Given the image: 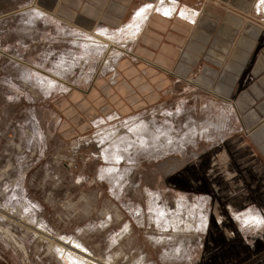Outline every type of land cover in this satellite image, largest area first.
Segmentation results:
<instances>
[{
	"label": "rangeland",
	"instance_id": "rangeland-1",
	"mask_svg": "<svg viewBox=\"0 0 264 264\" xmlns=\"http://www.w3.org/2000/svg\"><path fill=\"white\" fill-rule=\"evenodd\" d=\"M46 2L0 0V264H198L207 199L167 180L230 133L232 99L177 76L162 102L61 134L54 103L108 72L134 33L81 30ZM144 4L135 18L192 21L176 0Z\"/></svg>",
	"mask_w": 264,
	"mask_h": 264
},
{
	"label": "crops",
	"instance_id": "crops-1",
	"mask_svg": "<svg viewBox=\"0 0 264 264\" xmlns=\"http://www.w3.org/2000/svg\"><path fill=\"white\" fill-rule=\"evenodd\" d=\"M176 1L198 10L193 22L156 10L135 18L149 4L140 0L43 6L84 31L130 25L134 33L108 72L90 85H72L54 103L63 114L59 132L75 136L92 129L97 116L122 118L154 106L179 89L177 76L231 98L234 128L167 183L207 199L198 264H264V12L254 10L257 0ZM246 213L256 222L237 220Z\"/></svg>",
	"mask_w": 264,
	"mask_h": 264
},
{
	"label": "bare ground",
	"instance_id": "bare-ground-1",
	"mask_svg": "<svg viewBox=\"0 0 264 264\" xmlns=\"http://www.w3.org/2000/svg\"><path fill=\"white\" fill-rule=\"evenodd\" d=\"M158 2V1H157ZM166 2V1H165ZM146 5V4H145ZM154 4H150V6H153ZM166 5V4H165ZM148 7H146V6H144V7H142L141 9H140V11H139V14H143L144 15V13L145 14H147L148 13V10L150 9V7H149V9H147ZM176 9V6L173 8V11ZM255 9H256V11H258V12H264V2H262V3H256V5H255ZM142 10V11H141ZM184 10H186V9H184ZM182 11V13L181 14H183V12H185V11ZM189 12L190 13H188L189 15H190V17H191V19H192V21H194V19H195V17H193V15L195 14V10H193V9H189ZM165 13H167L166 15L167 16H170L171 15V11L170 10H166V11H164V14ZM145 16V15H144ZM100 33V32H99ZM77 250V249H76ZM79 253H82V254H84L85 256H88L87 254H86V250H77ZM81 255V254H80ZM75 257V256H74ZM81 257V256H80ZM81 259H85L84 257H81ZM81 261V260H80Z\"/></svg>",
	"mask_w": 264,
	"mask_h": 264
},
{
	"label": "built area",
	"instance_id": "built-area-1",
	"mask_svg": "<svg viewBox=\"0 0 264 264\" xmlns=\"http://www.w3.org/2000/svg\"><path fill=\"white\" fill-rule=\"evenodd\" d=\"M176 14H177V16H179L178 13H176ZM197 14H198V10H196V12H195V14L193 15V17L196 18ZM179 17H180V16H179ZM190 22H193V21H190Z\"/></svg>",
	"mask_w": 264,
	"mask_h": 264
},
{
	"label": "snow or ice",
	"instance_id": "snow-or-ice-1",
	"mask_svg": "<svg viewBox=\"0 0 264 264\" xmlns=\"http://www.w3.org/2000/svg\"><path fill=\"white\" fill-rule=\"evenodd\" d=\"M261 2H264V0H261ZM146 7H150V5H147ZM142 11V10H141ZM165 14H167V13H165Z\"/></svg>",
	"mask_w": 264,
	"mask_h": 264
}]
</instances>
